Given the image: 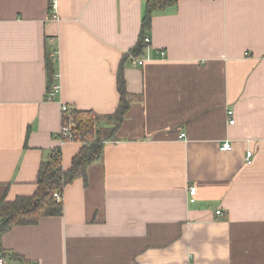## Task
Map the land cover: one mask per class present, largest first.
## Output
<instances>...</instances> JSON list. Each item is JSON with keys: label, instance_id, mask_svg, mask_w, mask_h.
I'll list each match as a JSON object with an SVG mask.
<instances>
[{"label": "crops", "instance_id": "1", "mask_svg": "<svg viewBox=\"0 0 264 264\" xmlns=\"http://www.w3.org/2000/svg\"><path fill=\"white\" fill-rule=\"evenodd\" d=\"M143 1L54 0L52 19L48 0H0V200L32 194L55 148L69 168L60 103L106 126L118 73L129 103L62 214L0 236L4 264H264V0H176L132 56Z\"/></svg>", "mask_w": 264, "mask_h": 264}, {"label": "trees", "instance_id": "2", "mask_svg": "<svg viewBox=\"0 0 264 264\" xmlns=\"http://www.w3.org/2000/svg\"><path fill=\"white\" fill-rule=\"evenodd\" d=\"M54 0H48V12L52 9ZM144 12L141 20V37L130 50V55L138 56L144 47L143 33L150 27L151 16L155 12L164 11L175 5L176 0H144ZM52 57V56H51ZM46 57V68L49 79L54 77L52 67L53 57ZM125 55V58H128ZM50 81V80H49ZM52 82H49L48 89ZM117 89L119 102L113 113L107 115V125L97 128L98 116L91 110L73 109V126L76 132L75 140L81 143L77 153L72 157L69 168L61 166V152L55 148L50 152L49 158L41 162L36 175V188L30 195H19L13 200H0V236L16 225H34L39 219L46 216L62 214L63 204L56 201L54 193L62 197L66 185L77 178H82L86 184L88 167L102 157L105 141L116 138V130L122 122L128 109L126 89L122 74L117 76ZM0 253L2 251L0 250ZM3 254V253H2ZM24 263H29L24 261ZM35 264V263H32Z\"/></svg>", "mask_w": 264, "mask_h": 264}, {"label": "built area", "instance_id": "3", "mask_svg": "<svg viewBox=\"0 0 264 264\" xmlns=\"http://www.w3.org/2000/svg\"><path fill=\"white\" fill-rule=\"evenodd\" d=\"M50 17L52 19H56L57 15L55 13V4L53 1V5H52V9L50 10V12H48ZM53 39L50 38V41H52ZM144 41L148 42V38L144 37ZM52 56L54 58L55 55V50H53L52 52ZM131 62L133 65H142L144 63V59L143 58H136V57H132L131 58ZM58 77V74H54V78ZM60 91V86L58 84V82H54L51 84L50 88L47 90L46 92V96L45 99L46 100H53L54 96ZM60 113H61V126L60 129L58 131V137L64 142V141H77L75 140L76 137V132L74 130V126H73V110L70 106H68V104L65 103H60ZM227 115H228V122L229 123H233V118H232V112L231 110L227 111ZM179 138H184V133H180ZM79 142V141H77ZM231 148V145L229 142L225 141L221 144V146L219 147L220 150H228ZM252 150L248 149L245 152V161L247 164H250L252 162ZM195 192L196 189L195 187L191 186L188 189V194H189V201L193 202L194 201V196H195ZM54 197L56 201H61L62 197L59 196L57 193H54ZM216 214L220 215L221 211L220 210H216ZM4 256L2 254H0V264H4Z\"/></svg>", "mask_w": 264, "mask_h": 264}, {"label": "rangeland", "instance_id": "4", "mask_svg": "<svg viewBox=\"0 0 264 264\" xmlns=\"http://www.w3.org/2000/svg\"><path fill=\"white\" fill-rule=\"evenodd\" d=\"M0 254H2V253H0Z\"/></svg>", "mask_w": 264, "mask_h": 264}]
</instances>
